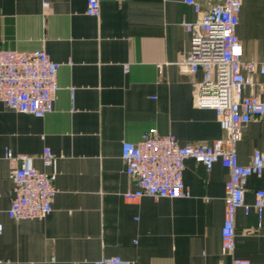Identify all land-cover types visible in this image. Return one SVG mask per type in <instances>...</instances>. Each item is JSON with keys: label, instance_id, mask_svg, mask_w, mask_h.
Returning a JSON list of instances; mask_svg holds the SVG:
<instances>
[{"label": "crops", "instance_id": "0c3cea01", "mask_svg": "<svg viewBox=\"0 0 264 264\" xmlns=\"http://www.w3.org/2000/svg\"><path fill=\"white\" fill-rule=\"evenodd\" d=\"M198 2L206 11L219 0ZM198 17L185 0H101L98 17L87 14V0H0V47L44 49L61 64L52 112L39 118L0 105V264H93L113 255L131 264H231L221 241L230 172L221 163L209 171L186 160L188 197L125 196L136 185L121 157L124 141L150 130L173 133L181 144L226 134L213 108L193 103L203 72L182 64L191 49L182 22ZM237 33L245 58L264 55V0H243ZM253 91L264 95L261 86ZM46 147L58 158L53 211L10 218L21 161L6 152L32 156L50 172ZM255 149L264 151L260 118L243 128L240 162ZM260 188L264 177L252 175L245 200L253 203ZM235 229V256L264 264V218L260 224L254 211L239 209Z\"/></svg>", "mask_w": 264, "mask_h": 264}, {"label": "built area", "instance_id": "2783aa9c", "mask_svg": "<svg viewBox=\"0 0 264 264\" xmlns=\"http://www.w3.org/2000/svg\"><path fill=\"white\" fill-rule=\"evenodd\" d=\"M185 2L199 14L195 21L182 22L191 34V49L182 64L191 72H203L193 103L197 107L213 108L226 134L210 143L181 144L173 133L158 134L150 130L138 142L124 141L121 157L126 173L136 185L125 196L128 199L188 197L190 192L184 182L186 160L193 158L209 171L221 163L230 172L225 182L222 252L231 255V264H251L250 259L234 254L235 220L239 209L245 214L254 211L260 224L264 218V188L256 190L253 203L245 200L249 178L264 177V151L255 149L251 161L241 163L237 144L245 125L255 118L264 119V95L253 91L261 86L264 92V81L257 78L264 76V55L257 60L245 58L237 33L243 0H219L206 11L198 0ZM100 13L101 0H87V14L98 17ZM60 66L44 49L23 52L0 47V105L39 118L52 112L60 88ZM5 157L21 161L13 171L15 195L7 210L8 216L17 220L45 218L53 211L52 202L57 193V156L51 148L44 149L42 161L50 172L38 169L32 156L14 155L8 150ZM3 231L4 225L0 222V235ZM93 264L131 263L120 255H113Z\"/></svg>", "mask_w": 264, "mask_h": 264}]
</instances>
